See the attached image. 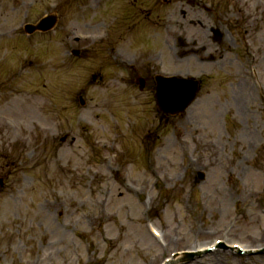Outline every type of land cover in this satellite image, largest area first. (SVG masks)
Wrapping results in <instances>:
<instances>
[{
  "label": "rangeland",
  "instance_id": "1",
  "mask_svg": "<svg viewBox=\"0 0 264 264\" xmlns=\"http://www.w3.org/2000/svg\"><path fill=\"white\" fill-rule=\"evenodd\" d=\"M31 1L0 0V264H160L217 240L263 247L264 0L157 2L162 28L149 43L134 42L138 29L123 23L120 39L109 34L104 52L79 59L69 54L81 45L73 38L96 40L95 18L125 4ZM53 9L63 17L55 31L20 28ZM107 56L128 67L107 65L101 80ZM141 62L152 75L198 77L197 99L162 115L154 93L135 83ZM173 264H264V249L220 246Z\"/></svg>",
  "mask_w": 264,
  "mask_h": 264
},
{
  "label": "water",
  "instance_id": "2",
  "mask_svg": "<svg viewBox=\"0 0 264 264\" xmlns=\"http://www.w3.org/2000/svg\"><path fill=\"white\" fill-rule=\"evenodd\" d=\"M196 89V83L192 81L158 79V94L167 95L172 100H179L181 110L193 99Z\"/></svg>",
  "mask_w": 264,
  "mask_h": 264
},
{
  "label": "bare ground",
  "instance_id": "3",
  "mask_svg": "<svg viewBox=\"0 0 264 264\" xmlns=\"http://www.w3.org/2000/svg\"><path fill=\"white\" fill-rule=\"evenodd\" d=\"M211 143H205V145H210ZM201 250V249H200ZM178 259H180V256H177V258L175 259V260H178ZM174 260V261H175Z\"/></svg>",
  "mask_w": 264,
  "mask_h": 264
}]
</instances>
